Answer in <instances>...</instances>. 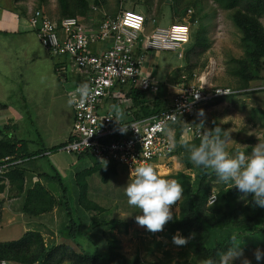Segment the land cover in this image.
<instances>
[{"label": "rangeland", "instance_id": "obj_1", "mask_svg": "<svg viewBox=\"0 0 264 264\" xmlns=\"http://www.w3.org/2000/svg\"><path fill=\"white\" fill-rule=\"evenodd\" d=\"M27 1L36 9L45 6L49 14L54 13L57 19L64 18L65 15L76 17L86 27L96 30L106 17L115 16L125 9L142 12L149 21L148 30L157 25L169 26L173 21H187L191 27V39L183 47L184 58H180L174 51L155 50L152 77L160 84L159 92L155 95L146 93L144 95L146 102L139 107L134 106L132 100H128L127 103L121 104L123 110L132 111L135 116H138V112L145 113L152 108L160 111L164 108L158 95L168 87L172 78L177 85L185 82L180 76L183 71L187 77L195 72L200 75L211 71L208 77L210 83L233 87L239 92L203 106L200 110L204 111V116L197 115V124L205 127V130H210L212 124L217 122L223 130H228L230 140L227 151L230 155L237 150L250 152L251 147L258 143L259 139L264 140V48L262 49V46L257 48L254 41L250 46H245L244 42V38L249 37L246 28L253 27L254 23L262 30L260 36L264 38V0H252L233 9H224L213 0H65L66 6L62 0ZM154 19L155 22L151 23ZM201 37L203 43L200 45L197 42H201ZM66 86L68 87L69 84L67 83ZM201 120L204 121L203 125L200 124ZM71 121L72 115L69 111L59 119L57 115L53 116L44 123L48 125L45 127L46 131L41 129L42 132L39 134L33 131L37 123L32 124L27 121L24 124L27 131L18 136L31 138L34 141L31 149L34 151L44 147L50 148V144L63 142L68 138ZM1 134L4 135V131ZM194 140L192 135L184 131L180 132L178 142L182 144L181 152L174 160L176 169L170 173L184 171L189 174L194 171L195 173L190 175L193 185H196L198 169L192 163L190 168H186V161L189 160L188 149L182 143V141L193 143ZM45 154L35 160L36 168L44 172V179L50 182L49 189L59 199L56 211L42 216H28L22 214L23 210L19 207L20 200L9 202L5 198H0L2 204L0 215L4 209L0 218V243L17 240L27 230L42 232L48 245L72 243L69 237L59 236L60 230L67 223V214L61 187L55 176L59 175L66 186L73 188L74 177L79 168L83 165L92 167L96 161L89 157L79 158L63 149H48ZM116 169L117 173L108 184L102 182L101 172H95L87 178L90 199L106 209L105 214L90 213V216L117 218L128 222L127 226L120 224L113 231L109 228H105L104 232L98 231L97 241L100 242L111 236L116 237L121 254L129 260L139 256L140 264H201L204 259L200 252L194 250L192 244L173 243V236L168 233L166 224L162 230L151 232L134 221L139 210L127 204V198L123 193V187L129 181L130 175L123 167L116 166ZM209 184L211 190L208 193V204H212L210 196L213 193L232 187L231 183L217 182L213 172L209 177ZM179 200L170 206L172 217L179 212ZM258 211L264 212V208L252 207L240 220L245 221L248 218L255 222L260 217L259 215L256 217ZM44 221H51L52 224L49 226L47 224L45 227L41 223H45ZM177 234L182 236L179 231L174 235ZM226 235H228L226 230L214 233L213 242ZM237 243L243 248L244 255L252 261V264H258L253 251L256 248L264 249V239L248 238ZM236 264H240L239 260ZM259 264H264V260Z\"/></svg>", "mask_w": 264, "mask_h": 264}, {"label": "built area", "instance_id": "obj_2", "mask_svg": "<svg viewBox=\"0 0 264 264\" xmlns=\"http://www.w3.org/2000/svg\"><path fill=\"white\" fill-rule=\"evenodd\" d=\"M29 22L42 46L53 56H69L85 74L84 83L90 88L91 94L85 103L72 106V129L60 149L77 156H91L101 163L104 160L116 164L129 175L134 164L139 163H150L161 178L171 174L178 156V127L194 138H201L205 127L197 124L198 111L239 92L233 87L210 83L211 71L194 73L195 80H188L187 75L182 74L185 82L180 84L168 107L149 116H135L132 111H126L122 122L131 127L120 134L114 131L117 127L112 118L115 111L103 110L102 104L104 101L125 104L132 100L131 91L157 94L159 82L143 72L145 54L165 50L183 58V47L191 39L189 23L175 21L169 26L157 25L148 30L149 21L142 12L125 9L106 17L97 30L90 31L76 17L53 19L42 8L32 12ZM102 42L108 43L106 48L93 52L92 45ZM22 162L23 159L15 156L5 157L0 164V177L8 183L6 170ZM216 199L213 193L210 203ZM0 264L7 263L3 260Z\"/></svg>", "mask_w": 264, "mask_h": 264}, {"label": "trees", "instance_id": "obj_3", "mask_svg": "<svg viewBox=\"0 0 264 264\" xmlns=\"http://www.w3.org/2000/svg\"><path fill=\"white\" fill-rule=\"evenodd\" d=\"M65 0H62L63 4ZM224 9H233L252 0H213ZM66 6V5H65ZM68 14V13H67ZM66 17V15H65ZM69 17V16H68ZM62 19V18H59ZM253 27H247L249 37L244 38L245 46H250L254 41L258 47L264 48V38L260 36L262 30L254 23ZM249 31L251 32L249 34ZM197 42V44H202ZM238 62H240L238 60ZM134 106L144 103L142 91H131L130 93ZM163 110V109H162ZM160 110V111H162ZM155 108L149 109L144 116L159 113ZM139 116V115H138ZM223 127L217 122L212 124ZM181 128L178 127L176 134L177 154L181 152V143L178 142ZM66 142V141H65ZM55 146L52 150L60 149L64 144ZM200 138H195L193 143L198 144ZM45 151L30 152L26 140L15 137L3 136L0 139V164L7 156H15L23 159V162L9 167L5 172L8 183L0 177V192L8 191L9 196L18 197L24 195L23 211L31 216L51 212L59 205V199L51 190L41 182L35 183L32 187L25 189L27 172H37L36 159L45 156ZM79 158L94 159L91 156H78ZM95 160V159H94ZM92 167L83 165L76 172L73 188L66 186L58 176V183L61 187L63 203L67 214V223L60 230L59 236L69 237L72 243L63 242L55 245L45 243L44 235L35 230L26 231L19 239L0 243V262H14L18 264H140L139 256L129 260L119 251V244L116 237H107L100 242L97 241L98 231L109 228L113 231L118 225L127 226V221L117 218H95L90 213L105 214L106 209L91 200L88 195L87 178L95 172H101V179L108 184L117 173L116 164L101 163L97 160ZM192 166L189 160L186 161V168ZM197 184L193 185L192 177L184 171L162 177L165 179L174 178L183 188L182 199L179 200V212L173 215L166 223L168 233L174 236L180 232L187 242L194 246V250L200 252L203 259H218V254L226 249L229 244V237L235 235L237 242L243 239L263 238L264 239V212L258 211L252 222L248 218L241 221L242 216L255 204L252 202V195L241 198L235 187L221 189L216 193L217 199L208 204V193L211 190L209 177L210 169L197 168ZM192 170V169H191ZM8 185V186H7ZM252 218V217H249ZM134 221L136 219L134 218ZM228 232L226 237H221L213 242L214 233Z\"/></svg>", "mask_w": 264, "mask_h": 264}, {"label": "crops", "instance_id": "obj_4", "mask_svg": "<svg viewBox=\"0 0 264 264\" xmlns=\"http://www.w3.org/2000/svg\"><path fill=\"white\" fill-rule=\"evenodd\" d=\"M41 8L51 18L57 19L54 13H52L53 15L50 13L52 16L49 14L45 6ZM35 9L27 0H0V139L3 136L23 139L27 141L30 152H46L48 149L52 150L55 146L64 143L68 138L63 142L50 144V148L44 147V149L34 151L31 149V144L34 141L29 137H19L18 134L27 131L24 125L27 121L32 124L37 123L33 130L35 133L39 134L42 132L41 129L46 131L45 127L48 125L44 124L45 122L56 115L58 119L64 117L65 113L69 111L72 115L68 130L69 137L74 112L73 107L67 105L68 93L78 84L85 82V74L75 66L69 56H53L42 46L36 31L29 22L30 15ZM88 29L90 31L96 30ZM107 45V42H102L92 45L91 49L93 52H100ZM148 52L145 54L143 72L152 77L155 52ZM182 74L185 72L183 71ZM193 74L188 75V80H195ZM67 83L69 84L68 87L66 86ZM179 86L180 83L175 85L172 78L168 87L158 95L164 109L171 103ZM144 95L142 98L145 103ZM102 105L103 110H118L122 112L123 116L126 115L123 106L116 104L115 101H104ZM48 112L49 114H47ZM138 115L144 116L145 113L138 112ZM3 131L4 135L1 134ZM173 169H176V163ZM43 174L44 172L40 171L39 168L37 172H27L25 189L32 187L37 182H41L49 188L50 182L44 179ZM8 196L7 190L0 192L1 199L5 198L9 202L20 200L19 207L23 210L24 195L12 198L9 196V199ZM57 207L47 213L53 214ZM3 211L0 218L3 216ZM22 214L28 215L24 211ZM44 222L41 223L45 227L47 224L48 226L52 224L51 221Z\"/></svg>", "mask_w": 264, "mask_h": 264}, {"label": "clouds", "instance_id": "obj_5", "mask_svg": "<svg viewBox=\"0 0 264 264\" xmlns=\"http://www.w3.org/2000/svg\"><path fill=\"white\" fill-rule=\"evenodd\" d=\"M90 88L87 83L76 87L74 92L68 93L67 105L79 107L90 96ZM197 115L204 116L200 110ZM112 118L117 127L114 131L124 134L129 125L123 123L121 111H115ZM200 124H204L201 120ZM230 132L222 130L220 126L205 130L198 144L182 141L188 149V159L197 168L210 169L217 178V182L231 183L241 198L252 195V202L260 208H264V140L251 147L250 152L237 150L230 155L227 151ZM106 165V161L101 160ZM123 193L127 198V204L139 210L135 219L141 226H145L151 232L163 229L164 225L172 219L170 206L178 201L183 193V188L175 179L161 178L150 163L134 164L130 171L127 184L123 187ZM173 243L184 245L187 238L179 234L173 236ZM230 244L226 250L218 254V259L207 258L201 264H252V261L244 255L243 248L237 243L235 235L229 237ZM253 256L258 262L264 260V249L256 248Z\"/></svg>", "mask_w": 264, "mask_h": 264}]
</instances>
